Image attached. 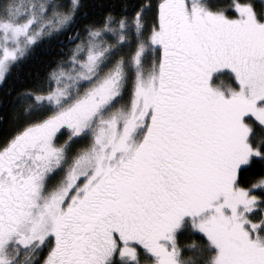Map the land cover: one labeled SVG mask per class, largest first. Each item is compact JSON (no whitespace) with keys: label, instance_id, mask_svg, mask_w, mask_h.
I'll use <instances>...</instances> for the list:
<instances>
[{"label":"snow or ice","instance_id":"6c2138e0","mask_svg":"<svg viewBox=\"0 0 264 264\" xmlns=\"http://www.w3.org/2000/svg\"><path fill=\"white\" fill-rule=\"evenodd\" d=\"M0 264H264V0H0Z\"/></svg>","mask_w":264,"mask_h":264},{"label":"trees","instance_id":"16d2710c","mask_svg":"<svg viewBox=\"0 0 264 264\" xmlns=\"http://www.w3.org/2000/svg\"><path fill=\"white\" fill-rule=\"evenodd\" d=\"M134 2L138 3L139 0H134ZM53 55L54 53L44 49L38 50L33 60L25 66L22 72L13 71V74L8 77L7 82L0 86V137L6 134L9 127V100L11 97L8 95V92L12 89L19 90L22 86L29 85L31 78L25 74L29 71L35 72L42 69L44 66L42 62L51 59Z\"/></svg>","mask_w":264,"mask_h":264}]
</instances>
